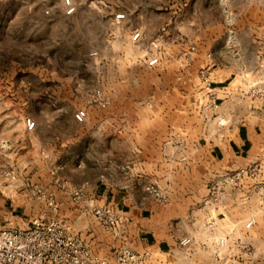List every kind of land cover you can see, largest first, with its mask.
Segmentation results:
<instances>
[{
    "label": "rangeland",
    "instance_id": "374dc122",
    "mask_svg": "<svg viewBox=\"0 0 264 264\" xmlns=\"http://www.w3.org/2000/svg\"><path fill=\"white\" fill-rule=\"evenodd\" d=\"M63 3L0 0V189L8 197L23 192L38 206L35 218H63L95 255L113 262L120 249L141 251L136 232L108 205L83 199L73 183L83 177L113 185L120 169L125 187L143 189L160 208L171 201L183 239L195 242L160 259L264 264L260 171L242 179V196L240 187H226L210 209L204 197H210L211 180L225 173L217 164L205 188L195 178L199 169L187 162L173 178L172 191L150 175L133 179L126 164L131 157L161 158L164 145L178 138L170 132L175 96L187 101L195 89L178 84L183 75L185 80L199 70L224 67L230 93L240 97L239 110L264 113V0H74L73 17L64 14ZM119 13L126 14L125 21H115ZM138 25L147 31L134 42ZM150 58H159V65L148 67ZM194 83L207 89L202 81ZM183 107L186 127L195 120L191 105ZM78 111L87 113L85 122L74 121ZM163 113L172 117L164 119ZM29 119L36 128L28 129ZM223 121L227 125L219 120V126ZM171 146L168 155L174 154ZM188 146H181L180 157L189 161ZM56 179L61 187L72 185L67 194L72 206L62 213L57 199L40 186ZM170 192L178 196L170 199ZM73 204H82V210ZM106 209L113 215H104ZM252 219L256 225L246 229ZM223 239L232 244L221 247Z\"/></svg>",
    "mask_w": 264,
    "mask_h": 264
},
{
    "label": "crops",
    "instance_id": "0c3cea01",
    "mask_svg": "<svg viewBox=\"0 0 264 264\" xmlns=\"http://www.w3.org/2000/svg\"><path fill=\"white\" fill-rule=\"evenodd\" d=\"M75 7V14L68 17L77 14L78 8L76 5ZM65 10L63 3V11L66 15ZM135 31L142 34L147 31V26L138 25ZM225 69L223 67V69L211 71L212 79L207 89L194 85L195 81H202L201 70L191 73V76L187 75L185 80L184 75L177 79L180 86L189 83L192 88L195 87L193 94L187 101L182 95L175 96L177 105L172 112L174 126L170 132L175 135L179 134V136L173 139V142L164 145V152L160 153L161 158H129L126 164L128 168H133L129 174L133 179L150 175L172 191L173 178L183 174L182 168L187 162L190 164L189 166L199 169V172L195 173V178L199 183L204 184L205 188L209 178L215 172V164L220 167L221 171L225 172L259 164L261 166V179L264 178V113L252 108L239 110L240 97L230 93L229 78L225 77ZM194 74H198L197 78L192 77ZM184 102H187L188 106L191 105L193 111L191 112L193 115L191 119L195 120L191 122V125L187 124L186 127H183ZM161 115L164 119L172 117L171 114L168 115L167 113ZM219 120H226L227 125L219 126ZM165 132L167 133V128ZM187 133L196 137L186 139L180 136V134ZM172 143L175 145L174 154L168 155L167 151L172 148V146L170 147ZM177 144L180 146L177 147ZM186 144L189 145L188 147L193 154V158L189 161L180 157L182 147ZM118 166L120 165L118 164ZM116 173L118 179L113 185L105 180L88 181L79 177L78 181L73 183V190L79 192L83 199H91V202L96 205H108L121 215L124 225L136 232L135 244L140 247L141 251L135 252L152 254L153 264H159L161 261L172 262L167 259H160L163 256L171 255L183 239L180 224H175L177 212L171 210V201L162 208L158 207L153 197L144 192L143 189L141 190L134 184L125 187L120 179L122 177L120 169ZM40 186L48 195L57 199L61 213L63 212L62 209L66 210L67 207L72 206L67 196L68 193L72 192L71 184H66L68 188L61 187L60 180L56 179L47 184H40ZM18 187V191H20V186ZM239 191L240 196H242V187ZM17 193V196L8 197L4 190L0 189V230L10 225L27 228L32 220L40 214L38 206L30 203L23 192ZM171 194H168L170 199L178 196L176 193L172 194L173 196ZM186 196L183 195V198ZM204 202H207V195L204 197ZM73 205L77 212L83 208L82 204ZM52 215V213L48 214V216ZM81 240L85 242L82 237Z\"/></svg>",
    "mask_w": 264,
    "mask_h": 264
},
{
    "label": "built area",
    "instance_id": "2783aa9c",
    "mask_svg": "<svg viewBox=\"0 0 264 264\" xmlns=\"http://www.w3.org/2000/svg\"><path fill=\"white\" fill-rule=\"evenodd\" d=\"M65 13L67 16L75 14L76 7L73 0H63ZM126 19L125 13L115 16L116 22ZM141 32H134L132 40L134 42L141 39ZM159 64V58H151L147 62L148 67H155ZM201 80L209 87L212 79L211 72H202ZM87 119L85 111H78L75 114V121L83 123ZM28 129L35 127V122L27 120ZM221 125H225L224 122ZM261 171L259 164L239 168L234 171H227L219 176L218 180H211V187L206 205L209 208L218 205L219 196L222 190L229 186L241 187L242 179L246 175H253ZM42 194L41 190H37ZM161 202V196L156 195ZM101 216L100 212H97ZM104 215L111 216L112 210L106 209ZM211 213L209 216L211 217ZM113 222V221H112ZM256 225V220L252 219L246 225V229H252ZM212 227V224L211 226ZM195 242L192 238H184L180 241L179 248H188ZM229 239L220 241V246L231 245ZM0 264H153L152 254L138 253L130 249L123 248L117 251L113 262H108L95 255L92 250L79 240L71 231V228L63 218L45 220L35 218L27 228H18L10 225L0 230ZM160 264H173L172 262L161 261Z\"/></svg>",
    "mask_w": 264,
    "mask_h": 264
},
{
    "label": "bare ground",
    "instance_id": "6f19581e",
    "mask_svg": "<svg viewBox=\"0 0 264 264\" xmlns=\"http://www.w3.org/2000/svg\"><path fill=\"white\" fill-rule=\"evenodd\" d=\"M224 122V121H223Z\"/></svg>",
    "mask_w": 264,
    "mask_h": 264
}]
</instances>
